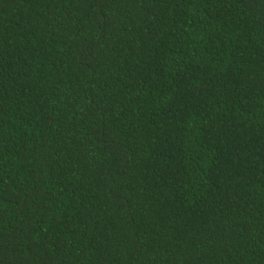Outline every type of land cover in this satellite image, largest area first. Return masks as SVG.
<instances>
[{"label":"trees","instance_id":"1","mask_svg":"<svg viewBox=\"0 0 264 264\" xmlns=\"http://www.w3.org/2000/svg\"><path fill=\"white\" fill-rule=\"evenodd\" d=\"M0 264H264V0H0Z\"/></svg>","mask_w":264,"mask_h":264}]
</instances>
